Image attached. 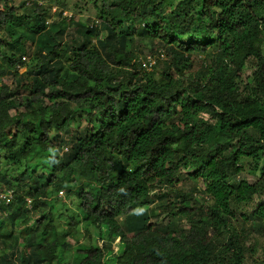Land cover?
Segmentation results:
<instances>
[{
	"label": "trees",
	"instance_id": "16d2710c",
	"mask_svg": "<svg viewBox=\"0 0 264 264\" xmlns=\"http://www.w3.org/2000/svg\"><path fill=\"white\" fill-rule=\"evenodd\" d=\"M65 11L87 15L73 41ZM138 41L165 58L158 49L144 67ZM262 155L264 0L0 7V190L14 192L0 203V264H246L264 226V169L250 181L240 159ZM33 157L47 159L42 173ZM186 176L202 180L205 203L179 186ZM246 206L251 227L237 225Z\"/></svg>",
	"mask_w": 264,
	"mask_h": 264
},
{
	"label": "rangeland",
	"instance_id": "374dc122",
	"mask_svg": "<svg viewBox=\"0 0 264 264\" xmlns=\"http://www.w3.org/2000/svg\"><path fill=\"white\" fill-rule=\"evenodd\" d=\"M5 0H0V7L4 4ZM57 9L56 6H53L52 11H55ZM64 15H66L69 20V27L66 31V34L64 35L65 39L68 41H73L74 37L77 35V28L79 26L83 25L84 20L86 19L87 15L85 13H79L78 11L76 12H64ZM94 16V15H92ZM91 19H94L91 17ZM17 32H19V30H16ZM162 48L160 46V44L156 43V47H155V52H152V50L149 48L148 45H145L143 42L138 41L137 45H136V50L138 51V54L140 55L142 61H146L150 55L152 60H155V62L158 59V49ZM157 50V51H156ZM27 60H29V54L26 57ZM210 59L209 55H194V60H195V68H199V66L201 65V63L208 61ZM253 66L251 65V63L248 66V70L246 71L247 73H251ZM27 66H24L21 68V71L24 72L26 71ZM6 82H10V79H5ZM14 112V111H13ZM91 127V124H89L86 120H83L79 131L83 132L85 131L86 128ZM58 146H60V143H57ZM70 149H71V145L70 144H64L63 147H60V153L63 155H67L68 153H70ZM31 165H35V169L37 174L38 173H42L43 170L46 169V163H47V159H39L37 158H31L29 160ZM240 164L242 167V171L240 172L241 177L246 178L250 181H254L256 178H258L260 175H262L263 169H264V155L261 156V159H255L249 156H243L240 159ZM185 175L186 174V170L184 171ZM184 178V177H183ZM179 186L181 188H184L187 191H192L194 190L196 187H200L202 186V180L195 182L192 181L188 176H186L183 180V182H181L179 184ZM66 192V191H65ZM63 193L62 196H58L59 198V203L62 204V210L64 212H66V214H71L75 207L74 204L71 200L70 197H68L66 195V193ZM194 193L198 194V198L200 199L199 202L197 203V205L201 204V203H205L209 198L204 195L202 192H200L198 189L194 190ZM59 195V194H58ZM76 202V201H75ZM155 214L153 215L151 221L154 222V224L156 225V227H164L165 224L167 223V221L170 219V217H168L167 214H165L164 212H162L160 210V206H156L155 208ZM243 213V214H241ZM238 217V222L237 225L241 226L242 224L247 226V227H251L250 225H252L253 220H257V216H255L253 214V210L251 207L246 206L244 208L241 209V211L238 212L237 214ZM248 218V219H246ZM173 218H171L172 220ZM31 223L33 222V220L30 221ZM182 223L184 225H188L186 224L185 221H182ZM16 227L19 229L22 228V226L24 225L22 222L18 221L16 224ZM255 230L251 231L252 235H254L257 239H258V245H257V250L255 251L254 254H252V256H247L246 258V264H264V226H254ZM83 229V227H82ZM81 238L82 241H86V238L83 237V234L81 233ZM100 241V240H99ZM119 241V239L117 240ZM117 241L113 244L114 250L117 251L118 250V244ZM112 258V254H110L109 256H107L106 260L107 262H109V260Z\"/></svg>",
	"mask_w": 264,
	"mask_h": 264
},
{
	"label": "built area",
	"instance_id": "2783aa9c",
	"mask_svg": "<svg viewBox=\"0 0 264 264\" xmlns=\"http://www.w3.org/2000/svg\"><path fill=\"white\" fill-rule=\"evenodd\" d=\"M159 55L161 58H165L164 49L159 50ZM151 56L152 55H150L146 61H142L143 66L148 69L152 68L153 64L155 63V60H152ZM63 193H64V190H61L59 192L60 195H62ZM13 197H14V192L12 189H8V190L0 192V202L4 201L8 203L11 201V199H13Z\"/></svg>",
	"mask_w": 264,
	"mask_h": 264
},
{
	"label": "clouds",
	"instance_id": "9594fccd",
	"mask_svg": "<svg viewBox=\"0 0 264 264\" xmlns=\"http://www.w3.org/2000/svg\"><path fill=\"white\" fill-rule=\"evenodd\" d=\"M5 190H8V189H5ZM5 190H0V192H2V191H5ZM60 192V191H59ZM60 195V194H59ZM60 196H62V195H60ZM0 203H6V202H0ZM9 203V202H8Z\"/></svg>",
	"mask_w": 264,
	"mask_h": 264
}]
</instances>
